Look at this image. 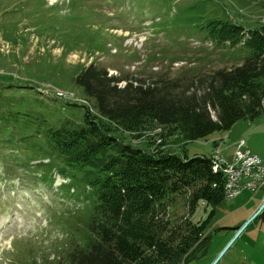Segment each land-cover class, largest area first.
<instances>
[{"label":"rangeland","instance_id":"1","mask_svg":"<svg viewBox=\"0 0 264 264\" xmlns=\"http://www.w3.org/2000/svg\"><path fill=\"white\" fill-rule=\"evenodd\" d=\"M172 1L0 0V113L22 108L43 114L57 126L70 123L81 127L86 109L55 95L58 90L76 93L94 109V101L75 83L90 65L133 82L180 81L183 89L193 76L201 78L242 62L237 52L216 48L185 29L182 16H173L179 5ZM178 1L183 4L182 11L196 3ZM210 1L204 13L210 17L228 18L251 29L264 27V0ZM88 111L98 116L97 111ZM2 132L0 138L5 140L8 135ZM179 133L156 126L137 136L128 132L122 136L146 151L165 150L182 157H212L213 142L225 140L221 148L227 160L239 150V144L264 160V110L260 117L239 121L230 131L204 140L186 143ZM2 144L0 264L55 262L66 243L83 232L89 210L82 200L59 191L68 182L56 172L24 168L30 162L39 163L38 157L24 156L19 147ZM220 153L216 150L214 157ZM44 178L50 182L41 180ZM259 200L244 195L218 206L208 230L211 242L207 251L188 264H264V212L229 246L236 234L233 229L258 214L262 205L252 215L251 209ZM210 210L200 205L191 219L204 220ZM169 214L187 216L185 201L178 198Z\"/></svg>","mask_w":264,"mask_h":264},{"label":"trees","instance_id":"2","mask_svg":"<svg viewBox=\"0 0 264 264\" xmlns=\"http://www.w3.org/2000/svg\"><path fill=\"white\" fill-rule=\"evenodd\" d=\"M172 2L179 5L173 16H182L185 29L216 48L237 52L242 62L193 76L183 89L180 81L133 82L90 65L75 83L94 101L98 116L86 108L81 127L57 126L43 114L22 108L0 113V133L8 135L0 138V148L6 143L19 147L24 156L38 157L37 166L30 162L24 168L56 172L68 182L59 191L82 200L90 213L79 238L66 243L50 264H188L210 245L208 230L216 208L226 200L224 177L213 168V159L146 151L122 134L137 136L160 126L178 130L191 143L260 117L264 27L251 29L210 17L204 14L210 0H196L183 11L180 1ZM178 198L185 201L187 216L169 214ZM200 205L211 210L206 219L194 222Z\"/></svg>","mask_w":264,"mask_h":264},{"label":"built area","instance_id":"3","mask_svg":"<svg viewBox=\"0 0 264 264\" xmlns=\"http://www.w3.org/2000/svg\"><path fill=\"white\" fill-rule=\"evenodd\" d=\"M238 147L239 154L249 152V161L235 164V159L227 161L223 158L220 162L227 170L229 199L237 197L243 190H249L253 194L264 191V161L261 158L259 161H252V153L243 147V144H239Z\"/></svg>","mask_w":264,"mask_h":264},{"label":"bare ground","instance_id":"4","mask_svg":"<svg viewBox=\"0 0 264 264\" xmlns=\"http://www.w3.org/2000/svg\"><path fill=\"white\" fill-rule=\"evenodd\" d=\"M237 156V157H236ZM235 164H242L247 161H249V152H241L239 154V150L234 153ZM259 157L252 154V161H259ZM223 161V157L216 156L213 159V168L216 170H219L224 175V191H225V197L229 199V189L227 186V170L224 166H221L220 162ZM216 187V186H214Z\"/></svg>","mask_w":264,"mask_h":264},{"label":"crops","instance_id":"5","mask_svg":"<svg viewBox=\"0 0 264 264\" xmlns=\"http://www.w3.org/2000/svg\"><path fill=\"white\" fill-rule=\"evenodd\" d=\"M244 195H252L253 197H260V200L259 201H257V202H255L254 204H252V211H251V215L252 214H254L256 211H257V209L261 206V203H262V197H263V192L261 191V192H259L258 194H256V195H253L250 191H248V190H245V191H243L242 192V194L239 196V197H237L236 199H240L242 196H244ZM236 199H234V200H236ZM249 205V204H248ZM264 233V232H263Z\"/></svg>","mask_w":264,"mask_h":264},{"label":"water","instance_id":"6","mask_svg":"<svg viewBox=\"0 0 264 264\" xmlns=\"http://www.w3.org/2000/svg\"><path fill=\"white\" fill-rule=\"evenodd\" d=\"M264 209V204L261 206V208L259 209V211H258V214L252 219V220H250L249 222H247L244 226H242L240 229H237V228H235V229H233V231H236V234H235V236H234V238H233V240L231 241V243H230V245L229 246H231V244L233 243V242H235V240L244 232V230L248 227V225L259 215V213L262 211Z\"/></svg>","mask_w":264,"mask_h":264}]
</instances>
